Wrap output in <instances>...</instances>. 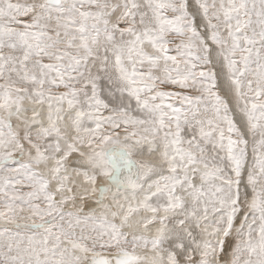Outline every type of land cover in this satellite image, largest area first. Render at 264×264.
Instances as JSON below:
<instances>
[{"label":"snow or ice","instance_id":"6c2138e0","mask_svg":"<svg viewBox=\"0 0 264 264\" xmlns=\"http://www.w3.org/2000/svg\"><path fill=\"white\" fill-rule=\"evenodd\" d=\"M0 264H264V0H0Z\"/></svg>","mask_w":264,"mask_h":264}]
</instances>
